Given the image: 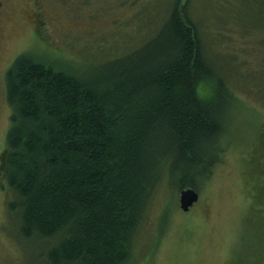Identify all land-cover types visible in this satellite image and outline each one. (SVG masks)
<instances>
[{
	"label": "trees",
	"instance_id": "obj_1",
	"mask_svg": "<svg viewBox=\"0 0 264 264\" xmlns=\"http://www.w3.org/2000/svg\"><path fill=\"white\" fill-rule=\"evenodd\" d=\"M190 3L169 0L153 32L101 74L25 53L6 70L0 175L20 236L45 240L47 264H126L162 177L195 188L219 160L230 91ZM201 80L214 83L209 98Z\"/></svg>",
	"mask_w": 264,
	"mask_h": 264
},
{
	"label": "rangeland",
	"instance_id": "obj_2",
	"mask_svg": "<svg viewBox=\"0 0 264 264\" xmlns=\"http://www.w3.org/2000/svg\"><path fill=\"white\" fill-rule=\"evenodd\" d=\"M190 2L206 53L230 91L221 113V153L210 175L195 179L199 198L189 210L179 206L181 188L162 177L126 264H264V0ZM168 4L2 0L0 156L11 113L5 73L18 55L86 76L101 74L153 32ZM197 88L202 98L215 91L211 80ZM12 198L0 175V264H47L45 240L20 236L18 217L8 208Z\"/></svg>",
	"mask_w": 264,
	"mask_h": 264
},
{
	"label": "water",
	"instance_id": "obj_3",
	"mask_svg": "<svg viewBox=\"0 0 264 264\" xmlns=\"http://www.w3.org/2000/svg\"><path fill=\"white\" fill-rule=\"evenodd\" d=\"M199 198L198 191L193 187H183L179 191V206L188 210Z\"/></svg>",
	"mask_w": 264,
	"mask_h": 264
},
{
	"label": "flooded vegetation",
	"instance_id": "obj_4",
	"mask_svg": "<svg viewBox=\"0 0 264 264\" xmlns=\"http://www.w3.org/2000/svg\"><path fill=\"white\" fill-rule=\"evenodd\" d=\"M1 3H2V0H0V5H1Z\"/></svg>",
	"mask_w": 264,
	"mask_h": 264
}]
</instances>
